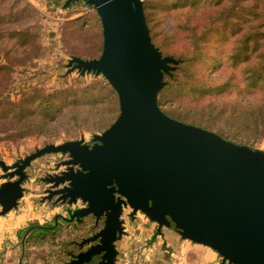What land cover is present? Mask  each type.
Segmentation results:
<instances>
[{
	"label": "rangeland",
	"instance_id": "obj_1",
	"mask_svg": "<svg viewBox=\"0 0 264 264\" xmlns=\"http://www.w3.org/2000/svg\"><path fill=\"white\" fill-rule=\"evenodd\" d=\"M145 2L151 3L149 12L158 23L162 52L184 59L176 69L178 80L170 81L159 93L163 111H173L181 116L178 120L204 127L201 121L208 120L206 107L210 103L218 105L240 99L238 96L257 98L261 91L252 86L250 72L256 69V62L264 63L260 56L264 51V0ZM253 34L261 48L256 51L253 45L250 62L241 51L243 41ZM103 41L101 18L84 0L68 7L65 0H0V67H5L8 75L0 84L7 87L6 100L19 102L36 91L52 96V103H57L54 112L48 105L45 114L38 111L21 119L0 110V159L7 165L47 144L81 138L92 143L95 134L103 133L118 118L119 96L109 81L94 72L82 74L69 65L73 56L98 58ZM256 132V139L248 146L264 151V130ZM69 159L68 153H47L26 168L23 196L17 207L0 214V219L32 206L37 213L30 216L27 227L47 225L57 215L60 226L55 235L45 239L26 237L25 245L17 237L20 252L7 257L3 249L0 264H73L78 254L98 242L84 243L104 227V217L99 221L94 215L64 220L62 216L69 217L70 208H82L86 203L81 199L72 205L57 202L59 195L49 198L50 189L68 185L66 182L54 188L49 179L67 171ZM5 174L0 165V186L19 178ZM2 209L0 204V213ZM121 218L124 232L116 241V264H230L211 247L184 239L174 225L159 230L157 222L141 211L133 214L130 206L124 207ZM10 238L4 234L1 240L7 243Z\"/></svg>",
	"mask_w": 264,
	"mask_h": 264
},
{
	"label": "water",
	"instance_id": "obj_2",
	"mask_svg": "<svg viewBox=\"0 0 264 264\" xmlns=\"http://www.w3.org/2000/svg\"><path fill=\"white\" fill-rule=\"evenodd\" d=\"M79 1L65 0V7ZM84 1L101 18L103 50L98 58L73 56L69 65L82 74L103 75L118 93L120 114L92 143L81 138L47 144L12 166L0 159L5 176H19L0 186V214L17 207L26 168L34 159L68 153V170L49 179L54 188L68 185L50 189L49 198L59 195L57 202L86 203L70 208L64 220L104 217V227L84 241L98 242L73 264H86L95 255H101L99 264H116L126 206L133 214H146L159 230L174 225L184 239L216 250L223 262L264 264V151L173 118L160 108L165 74L178 61L153 43L143 0Z\"/></svg>",
	"mask_w": 264,
	"mask_h": 264
},
{
	"label": "trees",
	"instance_id": "obj_3",
	"mask_svg": "<svg viewBox=\"0 0 264 264\" xmlns=\"http://www.w3.org/2000/svg\"><path fill=\"white\" fill-rule=\"evenodd\" d=\"M143 2L145 16L150 28L152 41H154L156 45H158L157 47L161 51H164V47L158 42V37L160 35V33L156 30V26L158 25V23L156 25L153 22L152 13L150 14V12L152 11L151 3L145 2V0H143ZM193 39H195V37ZM258 40V36H256V34H253L251 36L248 35V37H246V39L243 41L244 47L241 53H244L247 56L244 57L246 61L251 62L250 54L254 49V44L256 45V51L261 48V42L258 43ZM163 55L171 56L178 61V63H171V65L174 66L175 69L172 70L170 73L165 74V79L168 80V83L163 88L164 90L170 84V81L173 82L178 80L179 77L176 74V69L180 68V66L184 62V59L181 57H176L173 54L167 55L163 53ZM260 56L262 57V60L264 62V51L261 53ZM260 56L258 55L257 58H261ZM80 58L87 59L88 57L82 55ZM189 60L191 61L192 59H188L187 61ZM256 65V69L250 72V77L251 81H253L252 86L258 88V90L261 91L260 94L256 95L257 98L251 100L250 98H246L245 96H238L241 98L229 100L228 102L225 100L218 105L210 103L206 107L208 120L201 121L202 126L214 130L216 133H218L225 139L244 145H249L256 139V135L258 134L256 131H260L261 128L264 130V63L260 64L259 62H256ZM3 69H5V67H0V83H3L5 78H8V75L4 73L5 70ZM6 91V85L0 84V110L5 115L11 114L15 118L21 119L26 116L28 117L30 115H35L38 111H40L41 114H45L48 105H51L50 109L54 107L53 111L51 110V112H54L55 109H57V103H52L53 97L49 95H44L41 92L35 91L36 93L34 92L31 97H29L28 95L29 98L27 97L26 99H23L19 102H12L10 100H6ZM252 94L253 92L250 93V95ZM159 103L161 104L160 100ZM164 111L173 118L181 119V116L173 111ZM205 121L206 123H203ZM221 123L223 125H221ZM59 226V222L56 223V220L54 219L53 222L48 223L47 225L32 224L26 227L25 229L21 230L19 232V235L23 239V245H25L27 241L26 237H28V239L30 240L34 238L45 239L48 236L55 235L56 230ZM68 253L71 254L72 251H68ZM100 259V255H95L92 260L86 264H99Z\"/></svg>",
	"mask_w": 264,
	"mask_h": 264
},
{
	"label": "crops",
	"instance_id": "obj_4",
	"mask_svg": "<svg viewBox=\"0 0 264 264\" xmlns=\"http://www.w3.org/2000/svg\"><path fill=\"white\" fill-rule=\"evenodd\" d=\"M36 213L37 211L32 206H28L26 209L20 210L17 213H12L6 219H0V252L5 249L7 257L12 256L18 250L20 252V244H18L17 241V237H20L19 232L27 227L26 222L29 220L30 216ZM4 234L11 235L13 237L10 238L11 241H7V243L2 241L1 237ZM168 236L172 240L175 238L172 233ZM2 242H4V244ZM21 244H23V242ZM7 257L5 262H7Z\"/></svg>",
	"mask_w": 264,
	"mask_h": 264
},
{
	"label": "flooded vegetation",
	"instance_id": "obj_5",
	"mask_svg": "<svg viewBox=\"0 0 264 264\" xmlns=\"http://www.w3.org/2000/svg\"><path fill=\"white\" fill-rule=\"evenodd\" d=\"M100 257H101V255H100Z\"/></svg>",
	"mask_w": 264,
	"mask_h": 264
}]
</instances>
